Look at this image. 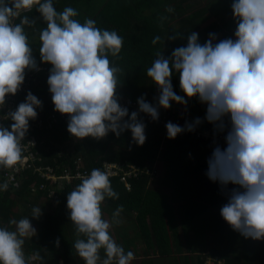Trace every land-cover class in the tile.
Returning <instances> with one entry per match:
<instances>
[{"label":"clouds","instance_id":"clouds-1","mask_svg":"<svg viewBox=\"0 0 264 264\" xmlns=\"http://www.w3.org/2000/svg\"><path fill=\"white\" fill-rule=\"evenodd\" d=\"M34 6L47 25L39 36L40 60L52 66L47 84L55 110L69 116L67 131L77 139H100L109 132L119 136L130 130L135 143L143 145L146 125L138 119L139 113L156 121L159 108L167 110L173 101L187 105L188 99L198 98L207 105L205 119L216 131L226 133V147L214 148L206 173L226 190L227 203L220 214L246 239L264 240V0H234L235 40L213 43V33L201 44L198 33L191 32L187 45L175 48L169 57L157 52L147 75L158 86V105L142 96L137 101L139 112L130 116L117 96L122 69L109 59L119 56L123 38L114 30H101L93 19L80 23L74 19L78 12L72 7L58 12L53 0H0V108L8 95L20 90L26 69L38 68L25 32V26L34 21L20 16ZM167 11L174 10L169 7ZM17 18L19 23H15ZM160 39L156 36L152 43ZM173 72L179 74L180 89L188 99L173 90ZM40 107L42 102L29 91L25 101L7 113L5 117L12 123L8 127L0 124V167L11 168L22 159L21 141ZM200 123V118L184 127L168 122L167 136L174 139ZM228 185L234 187L228 189ZM7 188V183L0 185V190ZM106 198L118 199V193L109 176L98 168L67 195L70 220L78 236L73 247L85 264H131L134 253H125L109 232L112 223H119L123 208L118 207L109 222L101 209ZM40 215L41 208L34 207L32 217ZM10 224L15 225L14 231L0 227V264H28L24 238L35 236L36 229L29 218ZM101 249L106 256L103 260Z\"/></svg>","mask_w":264,"mask_h":264},{"label":"trees","instance_id":"trees-1","mask_svg":"<svg viewBox=\"0 0 264 264\" xmlns=\"http://www.w3.org/2000/svg\"><path fill=\"white\" fill-rule=\"evenodd\" d=\"M232 3L216 1L196 9L195 0H53L58 12L63 11L65 7H72L78 12L74 19L80 23L83 24L89 18L93 19L101 30H114L123 38L119 56H109L111 63L122 69L118 77L119 101L131 100L137 103L143 96L146 102L154 106H156L154 98H158L160 93L158 86L148 77L147 69L157 58V52H163L166 58L169 57L175 48L187 45V37L191 32L198 33L199 42L203 44L210 38V34L214 33L217 37L222 30H225L224 28L233 29L237 26L235 19L226 20L221 27L216 24H206L211 18H220L232 12ZM169 7L174 11L168 12ZM20 16L21 18L27 16L30 21H34L31 26H25L28 42L37 65L45 66L50 71L52 66L41 62L39 54L41 47L39 36L42 29L47 26L46 22L36 10V6L30 11L21 12ZM19 22L20 18H17L15 23ZM228 26L232 27L227 28ZM233 35L226 32L220 40ZM156 36L161 39L154 45L152 40ZM172 36L176 38L168 39ZM31 71L26 69L24 83ZM47 79L46 74L39 72L33 75V81L31 80L28 85V92L30 91L42 102V107L36 109L38 114L41 110L46 113L56 111L55 107H48L52 97ZM172 85L177 95L185 96L180 89L179 74L176 72L172 75ZM149 94H152V101H149L151 98ZM14 96H16L17 108L20 96L17 93ZM194 98L188 99L185 96L188 104H191ZM182 106L185 105L173 101L169 109L159 108V114L167 119L169 115L173 116L179 123V111ZM7 110V107L0 108V117L4 119L2 124L5 127L12 123L5 117ZM67 117L56 127L51 126L52 129L47 127L48 123L44 121L45 119H41L42 122H39L43 128L41 130L35 128L33 134H28V137L33 135L37 139L36 150L42 158V165L59 166L58 173L77 158H82L87 169H96L106 161L142 166L149 163L152 166L160 158L164 169L160 178L144 176L133 182L131 190H126L117 179H110L113 190L118 193V199L106 198L101 204V209L103 218L112 222L113 213L122 206L123 211L117 219L120 220L127 215L132 217L137 234L146 242L155 239L162 251L170 242L172 235L176 238L179 230L185 235L189 231L197 233L199 222L209 223L205 212L208 209L220 212L222 206L227 203L226 190L206 175L208 160L214 148L198 141L196 136L178 135L174 139H169L166 135V143L162 148L164 131L161 124H151L138 117L146 125V141L143 145L135 143L130 130H125L119 136L109 132L100 139L91 136L77 139L67 131L69 116ZM34 122L35 119L30 120L29 125ZM2 168L0 167V174ZM40 182L41 180L32 171H25L20 176L13 193L9 190H0V227L14 231L15 225L10 224L11 220L30 219L32 226L36 228V236L24 238L23 249L25 255L36 258L33 264H61V262L85 264L73 247L78 236L67 208V195L82 181L73 180L63 192L58 193L59 203L55 208L46 198V192L45 194L32 192V185L36 184L38 187ZM3 184L0 180V185ZM154 184H158L161 189L155 188ZM232 186L228 185V189ZM162 188L168 189L169 193L163 192ZM46 206L48 208L51 206L52 211L46 210ZM34 207L41 208L39 218L32 217ZM57 239H59L58 246ZM99 254L101 260L106 258L103 249ZM210 254L221 255L215 251ZM226 259L227 264H233L229 258ZM199 264H203V260Z\"/></svg>","mask_w":264,"mask_h":264},{"label":"built area","instance_id":"built-area-1","mask_svg":"<svg viewBox=\"0 0 264 264\" xmlns=\"http://www.w3.org/2000/svg\"><path fill=\"white\" fill-rule=\"evenodd\" d=\"M38 68L36 70H32L28 76L27 80L24 83L23 86L20 87V90H18L17 94L21 96L22 94H25L28 92V85L30 84V81H33V75L37 74L39 72L46 74L49 76L50 71H48L47 67L37 65ZM16 96L8 95L6 97V103L4 108H8L7 112L15 111L16 110ZM122 107H127L129 110V114L133 111L139 112V106L138 103L127 100V101H119ZM156 105H158V101L155 102ZM48 107H55L53 102L51 101L50 104H48ZM66 114H61L57 111H52L51 113H46L45 111L41 110V112L37 115L35 122L29 125L28 132L26 133V136L24 140L21 141V147H22V159L17 162L16 165H14L11 168H2V173L0 174V180L2 183H7L9 192L13 193L18 185V181L20 179V176L25 171H32L40 180V184L38 187L36 184L32 185V192L34 194L40 192L45 194L46 192V198L50 200L52 203V206L55 208L58 205V193L63 192V190L66 188L68 184H70L73 180H80L82 181L83 178L90 175L91 171L93 169H87L84 165V161L82 158L75 159L71 165L64 166L60 173L59 166H53V165H42V158L39 155V152L36 150V147L38 145L37 139L32 135L28 137V134H33V130L35 128H38V130H41L43 128V125L40 124L41 119H45L44 121H47L48 128L52 129L51 126H55L63 121H65L68 117ZM139 117H141L143 120L147 121L148 123L154 124V123H160L161 127L164 131L163 133V143L162 148L165 145L166 141V123L172 122L173 124H177L181 127H184L187 123L184 119V116L179 115L180 122H176L173 116H168L167 118H163L159 114V119L154 121L152 118L145 114V113H139ZM7 119V118H6ZM5 119V120H6ZM3 118L0 117V124L3 123ZM40 121V122H39ZM179 136H196V139L206 145H208L210 148H215L216 146L225 147V136L223 135H216L212 130H193V131H187L185 130ZM162 164L160 162V158L158 162H156L154 165L151 166V164L147 163L145 166L142 165H136V164H130L127 162H103L98 169L105 172L109 179H117L120 184H122L126 190L132 189V184L134 181L141 179L144 176L150 175L151 177H157L159 176L161 172ZM97 169V168H96ZM26 256V259L28 260V264H33L36 262V258L33 256ZM203 264H227V259L225 256L221 255H213L208 254L203 259ZM61 264H63L61 262Z\"/></svg>","mask_w":264,"mask_h":264},{"label":"crops","instance_id":"crops-1","mask_svg":"<svg viewBox=\"0 0 264 264\" xmlns=\"http://www.w3.org/2000/svg\"><path fill=\"white\" fill-rule=\"evenodd\" d=\"M230 14L232 13L226 15L228 16V21L229 19H234V16L229 18ZM235 31L236 29L233 30L234 33ZM226 32L232 33L227 29L222 30L221 35H217L216 42ZM196 109L193 104L187 103V105L180 108V111L186 115L197 112ZM196 129L216 131L208 125ZM221 134L225 135V133ZM162 190L169 193L168 189L162 188ZM205 216L209 223L199 222L197 233L189 231L185 235L182 230H179L177 237L175 238L172 235L170 242L168 245H165L163 251L155 239L146 242L137 234L135 222L129 215L121 217L119 223H114L109 232L116 243L124 248L125 253L128 251L134 253L135 258L131 261V264H199L206 255L213 253V251L219 252V254L229 258L233 264H246L245 256L249 252V242H253L254 240L251 238L246 239L243 236H235L236 234H233L234 230L225 222L218 211L208 209L205 212ZM242 239L246 240L247 246L245 250L240 249L238 246ZM262 241L264 242V240ZM261 245H263L264 249V243ZM237 252H239L238 256L235 255Z\"/></svg>","mask_w":264,"mask_h":264},{"label":"rangeland","instance_id":"rangeland-1","mask_svg":"<svg viewBox=\"0 0 264 264\" xmlns=\"http://www.w3.org/2000/svg\"><path fill=\"white\" fill-rule=\"evenodd\" d=\"M216 1H221V2H234V0H195V5H196V9H201V7H204V6H208V4H210L211 2H216ZM232 14H230V17L229 18H232L233 17V12H230ZM228 19V16L224 15L220 18H211V20H208L206 22V24H213V25H217V26H220L222 25L223 22H225L226 20ZM232 26H228L227 28H230ZM237 27V26H236ZM236 27H233V29H227L229 30L230 32L234 33L233 30L236 29ZM226 29V28H224ZM221 35V33H219V36ZM218 37H216L217 39ZM231 39L235 40V36L233 37H230ZM216 39L213 41V43L216 42ZM26 93L25 94H22L19 98V102L22 103L25 101L26 99ZM152 96V94H149V98ZM155 102L158 101V98L155 97L154 98ZM149 101H152V97L150 98ZM18 103V105L20 104ZM193 103V106L196 107L197 109V112H192L191 114H186L185 115V120L187 123H192L195 121L196 118H200V120L202 121V123H200L199 125L195 126L194 129L196 128H201L202 126H210L212 129H214V126L209 123L206 119H205V116H206V108H207V105L206 104H202L201 102H199V100H197V98H194V101L192 102ZM191 103V105H192ZM182 111H179V115L182 116ZM200 130H203V129H200ZM215 130V129H214ZM221 133H225V132H221ZM220 132L218 131H215L214 134L216 135H223L221 134ZM226 134V133H225ZM164 173V169L161 168V172L159 174V177L157 178H160L162 177ZM152 183V182H151ZM154 187L155 188H159L161 189L160 186H158V184H154ZM44 201V200H43ZM48 205H51L50 203H48ZM46 210L50 209V211H52V208L50 206V208H48V206H46L45 208ZM35 228V227H34ZM36 229V228H35ZM233 234H236L235 236H242L240 235V233L234 231ZM36 236V235H35ZM264 242L262 240H260V242H258V240H254L253 242H249V252L247 253V255L245 256L246 257V264H264V249H263V244ZM239 248L242 249V250H245L247 244H246V240L245 239H242L239 243ZM238 251V250H237ZM235 255H239V252L235 253Z\"/></svg>","mask_w":264,"mask_h":264}]
</instances>
